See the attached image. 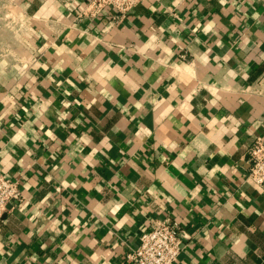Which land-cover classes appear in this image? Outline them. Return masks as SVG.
I'll list each match as a JSON object with an SVG mask.
<instances>
[{"label":"crops","instance_id":"obj_1","mask_svg":"<svg viewBox=\"0 0 264 264\" xmlns=\"http://www.w3.org/2000/svg\"><path fill=\"white\" fill-rule=\"evenodd\" d=\"M0 264H131L178 223L173 264H264V0H0Z\"/></svg>","mask_w":264,"mask_h":264},{"label":"built area","instance_id":"obj_2","mask_svg":"<svg viewBox=\"0 0 264 264\" xmlns=\"http://www.w3.org/2000/svg\"><path fill=\"white\" fill-rule=\"evenodd\" d=\"M142 0H87L80 15H96L110 7L120 14ZM249 170L247 178L264 190V140L256 137L248 152ZM21 199L17 180L0 172V215L8 210V205ZM180 228L177 222L156 221L152 227L141 233L139 243L128 258L131 264H173L180 252Z\"/></svg>","mask_w":264,"mask_h":264},{"label":"rangeland","instance_id":"obj_3","mask_svg":"<svg viewBox=\"0 0 264 264\" xmlns=\"http://www.w3.org/2000/svg\"><path fill=\"white\" fill-rule=\"evenodd\" d=\"M0 6L2 7V9H5L3 7V1L2 3L0 2ZM6 10V9H5ZM5 13L1 12L0 14V57H7L8 53L6 51V46L5 43L7 42V37L9 36V27H8V23H9V19L7 15H4Z\"/></svg>","mask_w":264,"mask_h":264}]
</instances>
